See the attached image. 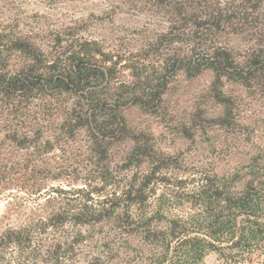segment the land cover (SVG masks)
Masks as SVG:
<instances>
[{"label":"trees","instance_id":"1","mask_svg":"<svg viewBox=\"0 0 264 264\" xmlns=\"http://www.w3.org/2000/svg\"><path fill=\"white\" fill-rule=\"evenodd\" d=\"M152 1L171 12L169 27L136 51L108 48L79 27L57 32L47 50L0 29V198L12 193L13 211L25 214L20 227L0 226V264H71L97 234L117 238L111 264H264V149L231 176L181 177L180 158L123 115L158 113L181 74L209 71L224 111L207 122L232 124L225 83L264 89V0ZM225 35L252 46L236 54ZM73 165L85 169L83 186L48 184Z\"/></svg>","mask_w":264,"mask_h":264},{"label":"rangeland","instance_id":"2","mask_svg":"<svg viewBox=\"0 0 264 264\" xmlns=\"http://www.w3.org/2000/svg\"><path fill=\"white\" fill-rule=\"evenodd\" d=\"M170 19L171 12L157 7L152 0H0V29L29 37L46 50L57 32L79 27L85 37L108 48L136 51L165 32ZM221 44L236 54L252 46L248 38L236 35L223 36ZM19 61L15 54L12 64ZM212 82L213 74L209 71L195 78L181 74L164 96L158 113L139 107L123 111L134 133L152 136L156 148L180 158L182 169L177 176H190L198 171L231 176L264 149V89L226 82L224 91L235 100L236 110L233 123L220 126L207 122L218 119L224 111L213 97ZM132 147L131 139L118 144L113 162L119 161ZM63 167L56 181L48 180L49 185H60L67 190L84 185L82 166ZM242 186L243 182L237 185L238 189ZM13 196L7 193L0 198L1 228H16L24 223V212L13 211L10 201ZM36 206L35 202L27 203L26 209ZM106 240L109 241L107 248L102 243ZM117 243L114 235L97 234L82 246L71 264H101L100 258L109 261L110 249ZM126 253L123 250V258ZM214 260V257L208 258L207 264H213Z\"/></svg>","mask_w":264,"mask_h":264}]
</instances>
